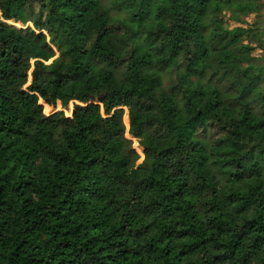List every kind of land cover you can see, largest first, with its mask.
Masks as SVG:
<instances>
[{"label":"trees","instance_id":"1","mask_svg":"<svg viewBox=\"0 0 264 264\" xmlns=\"http://www.w3.org/2000/svg\"><path fill=\"white\" fill-rule=\"evenodd\" d=\"M104 3L116 15L88 21ZM222 8L259 9L0 0V264H264V25L246 29L244 43ZM31 41L71 69L26 90ZM39 98L46 108L99 104L46 115Z\"/></svg>","mask_w":264,"mask_h":264},{"label":"rangeland","instance_id":"2","mask_svg":"<svg viewBox=\"0 0 264 264\" xmlns=\"http://www.w3.org/2000/svg\"><path fill=\"white\" fill-rule=\"evenodd\" d=\"M258 4V12L252 11V12H247V11H237V10H232V9H221L219 11L220 15H222L225 24L232 30H234L236 34H240L242 38H244V43L248 41L246 38L245 30L250 29L251 26L254 25V23H257L258 27L264 25V0H256ZM103 9H107L106 11L110 14L115 16L116 13L110 9L106 3L102 4L99 6L96 10L90 12L87 15V20H92V17L95 15L97 11H101ZM215 10L209 8L202 18L201 22L206 23L207 21L211 20L214 15H215ZM8 24L14 25L19 28H25L27 26L33 27L31 22H27L25 25H23L20 22L15 23L14 21H7ZM38 32V30H36ZM32 42V41H31ZM48 42V37L45 38V43ZM33 45V52L31 49L26 50V58H27V70H26V75L27 79L26 81L22 84V88L29 90L28 87H30L31 83L33 82V78L35 77V81L37 85H40L42 87H48L50 84L51 79L53 78V72L54 70L62 73H68L70 71L71 66H70V60L68 57H63L58 53L55 47L52 46L51 52L49 53L48 49L44 47V51H46V54H48V57H43L41 54H36L38 52V48L43 46V42H32ZM39 53V52H38ZM252 55L254 56H259L261 55V50L256 47L252 51ZM37 61H41L44 65L45 68L43 70H40V65ZM172 73H165L161 77V85L156 88L155 91L159 92L162 88L167 86L169 82L171 81L172 78ZM80 82L77 79H73L68 77V81L66 84L68 85H76ZM39 103L42 104L43 107V112L46 115H51L56 112H62L64 116H69L71 117L73 114V111L75 109L76 105H86L88 103H97L99 102L94 98L93 100H86V101H78V100H70L68 102V105L66 107H62L60 102H57L56 105L52 106L50 105L49 108H46L44 106L45 101L42 98H39ZM123 113L121 116V121L122 125L124 126L125 129V136L129 138L132 141V146L135 148L137 153L139 154V158L137 160V163L141 162L144 158L143 155V148L140 144V139L133 137L128 133L129 130V118H128V108L127 107H122ZM102 112V108L100 109ZM126 116L127 124L123 122V117ZM151 133L154 134V137H158L157 135L159 134L158 132V127H152L150 128Z\"/></svg>","mask_w":264,"mask_h":264}]
</instances>
